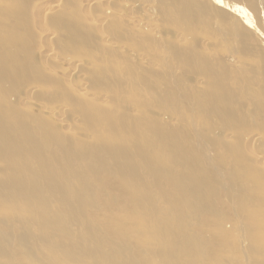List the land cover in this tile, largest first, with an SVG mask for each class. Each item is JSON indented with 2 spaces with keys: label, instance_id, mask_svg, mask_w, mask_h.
Returning a JSON list of instances; mask_svg holds the SVG:
<instances>
[{
  "label": "rangeland",
  "instance_id": "1",
  "mask_svg": "<svg viewBox=\"0 0 264 264\" xmlns=\"http://www.w3.org/2000/svg\"><path fill=\"white\" fill-rule=\"evenodd\" d=\"M16 1L19 2L0 0V74L1 79H5L0 93L3 97L7 92L10 95L8 97L7 93L4 107L16 106L11 112L27 121L32 129L48 127L49 140L56 146L60 145L62 138L69 136L67 143L61 142L65 148L68 144V150L60 153L66 172L63 170L62 173L55 168L54 181H59L60 176L63 180V174L69 176L70 173L77 175L78 179L82 178V183L76 184L78 187L74 185L78 182L69 185L64 182L63 187L75 189L74 192L80 189L83 194H88L92 207L84 205V210L90 208L92 211H88L86 220L95 230L96 227L99 229L101 242L112 243L118 251L123 247V250L128 251L123 258L128 262L159 264L155 261V255H151V250L157 247L154 241L146 242L145 239V244L137 255L133 245L142 238L124 235L130 225L122 214L128 208L130 211L131 203L134 205L133 197H143L146 194V208L157 211L166 227L165 235L177 240L187 256L186 260L177 257L179 264H264V100L256 99L262 103L259 111L252 106L231 102L225 115L204 119L202 110L199 115L196 111L193 113L192 88L185 90V99L181 100L174 87L166 86L171 75V70L166 68L169 64L156 63L150 54L161 47L177 54L180 42L175 4L185 3L188 8L190 5H205L207 0H95L91 3L88 0H20V6ZM260 1L262 0H256V3ZM49 3H59L62 8L55 12L57 14L48 15V7L51 6ZM148 6L152 14L146 11ZM48 16L49 19L46 18ZM65 21L75 24V32L61 28ZM52 23L57 25L54 27ZM204 32L205 30H201L199 33L202 35ZM18 35L22 36L21 40ZM203 37L204 34L201 38ZM111 39L112 42L109 41ZM52 49L58 55L59 51L62 58L57 55L53 59L50 56ZM96 51L102 59L94 54ZM64 59L80 63L77 73L72 72V67L67 68L68 62ZM62 73L64 74L61 75ZM189 84L186 81V86ZM86 87L90 97L82 94ZM230 87L232 93V86ZM7 99L8 102H13L8 104ZM83 104L89 108L84 109ZM101 106H104V110L110 109L104 111L100 109ZM69 107L73 111L75 108V111ZM232 108H236V111L233 112ZM25 110L28 113L33 111V117L27 116ZM105 114L106 116H102ZM37 117L40 121L34 120ZM99 117H103V120ZM106 117L112 119L115 127H119L117 124L121 123L122 128L125 126L124 129L132 128L135 131L131 136L125 137L131 139L129 145H119V148L127 145L131 147L129 155L121 161L118 159L116 162L113 158L106 157L105 153L99 151L101 147L95 148L104 140L109 142L108 139L111 138L121 139L119 135L117 138L105 131L103 133L101 126ZM96 118L97 122H94ZM89 121L93 124L88 125ZM98 128L103 136L97 131ZM105 135L107 136L103 139ZM256 135L262 139L255 140ZM59 136L60 140H57ZM82 139H88L84 141L85 153L81 152L84 148L81 145ZM135 141L141 146H149V150H143L142 158ZM91 142L97 143L92 145ZM0 143V159L5 162V158H10L5 147H10L3 139H0ZM78 144L82 146L81 151L76 149ZM36 147L37 150H43L39 148L44 146L39 142ZM88 147L90 150L86 152ZM71 149H74L73 153ZM78 152L84 155V159ZM154 156L159 159L155 161ZM143 158L154 163L153 171L159 178L156 181L153 180L156 178L155 174L143 175L145 166H140L141 162H145ZM53 159L58 161V155ZM69 162L79 165L69 168L66 166ZM120 162L130 166H110ZM20 171L28 169L22 165L14 166L12 170L0 167V183L9 174L12 179L24 177ZM14 172L16 177H13ZM142 172L144 173L141 174ZM118 173H123V176ZM180 173H183L188 185L179 184ZM133 174H138L139 178L131 180ZM44 175L45 173H41L39 180ZM124 182L130 184L129 188L127 185L124 187ZM16 192L13 191L12 200ZM158 192H161L160 197V193L156 195ZM10 195L9 191H0V197ZM123 196L126 198L123 199ZM78 199H84L83 195L80 194ZM114 205L118 207L117 214L107 213L108 208ZM155 206L157 210L154 209ZM146 208L145 211L150 210ZM23 209L21 207L19 210ZM134 210L131 211L136 214L137 209ZM135 214L134 218L137 217ZM29 215L20 214L16 218L17 222L12 221L11 215H6L0 199V264H47L48 260L49 264H68L66 259L61 260L54 252L36 251L26 245L24 237L19 241L14 239L21 235L17 229L18 220L27 221L23 224H35L33 221H36V215L35 218ZM182 217L193 219L181 227ZM151 222L147 221L148 230L153 228ZM14 224H17L16 228H13ZM141 225L137 223V226ZM71 227L78 232L83 229L80 225L71 224ZM35 231L33 232L38 235ZM137 235L141 233L137 232ZM53 243H59V239L56 238ZM103 249L106 251V248ZM83 264H89V261L84 259Z\"/></svg>",
  "mask_w": 264,
  "mask_h": 264
},
{
  "label": "bare ground",
  "instance_id": "2",
  "mask_svg": "<svg viewBox=\"0 0 264 264\" xmlns=\"http://www.w3.org/2000/svg\"><path fill=\"white\" fill-rule=\"evenodd\" d=\"M93 1L95 0H88V2L90 3ZM17 2L18 1H16V3ZM20 3L22 4V2ZM20 3L18 4V6H20ZM82 6L83 5H81V7ZM94 6L95 5H93V8H95ZM135 6H133V8ZM175 6H176V16L179 26V42H180L179 48L177 49V54L171 53L168 49L164 47L158 48L157 50L152 51L150 53L153 57V60L156 63H161V65L169 64L166 68L171 70V75L166 86H168L169 88L174 87L177 90L181 100L185 99L184 97L185 90L187 88H192L194 92V98L191 101L193 113L196 111L197 115H199L201 112L200 110H202V117L204 119H209V118L211 119L212 116L225 115L228 111L227 106H229L231 102L239 105L242 103V106H247V105L252 106L255 110L259 111L262 103L256 99L264 100V98H261V95H264V0L260 1L259 3H256V0H207L206 4L202 6L190 5L188 8H186L185 3H178L175 4ZM61 8L59 3L49 6L48 15L49 14L51 15V13L57 14L55 12H58ZM146 11L152 14L149 6L148 9H146ZM95 16L98 17L99 15H95ZM106 16L108 17V15ZM46 18L49 19V16ZM109 18H111L110 15ZM141 24L145 25L143 23ZM52 25L53 26L57 25V23L56 24L52 23ZM73 25L75 24H72V22L70 21L69 23L65 21L63 22V26L61 28L64 30L75 32ZM95 25L97 24L95 23ZM56 29H58V27ZM201 30L203 31L205 30V32L203 33L204 34L203 38H201L203 34L200 35L199 33ZM48 34L49 33H47V35ZM18 37H19L18 39L21 40L22 36L18 35ZM109 41L112 42V39ZM111 42L109 44H111ZM50 51H52L51 54L50 53L48 54H50V56L53 57V59H55L56 58L55 56H57L58 54L55 53L53 49ZM173 51L175 50H172V52ZM58 53L62 58L59 51ZM98 53L96 51L94 54H98ZM203 54H205L206 56L203 57L202 56ZM66 56L64 57L66 58ZM71 57L74 58L73 56ZM67 59L64 60L67 61L68 64L66 62L64 64L68 65L67 68L72 67V72L77 73L78 71L77 69L79 68L80 63L79 62L73 63L71 62L72 61L71 59L70 60ZM59 61H62V59L61 60L59 59ZM51 65L52 64H50L49 66L51 67ZM59 72L61 71L59 70ZM63 74L64 73H62L61 75ZM78 74L80 75V72ZM186 81L190 83L188 86H186ZM4 84H5V79L4 78L1 79V74H0V87L1 86L3 87ZM230 85L232 86V93H230L231 92ZM3 89L4 88H2V90ZM7 93L5 94V97ZM83 93H85L86 96L89 95L87 87L82 90V94ZM7 96L8 97L10 96L9 93ZM5 97H3V94L0 93V139H3L4 143L9 145L10 148L5 147V150L9 151L10 158H5L7 159L5 162H3L2 159H0V167L7 170H12L14 169V166L17 167L19 165H22L23 168H27L28 171H20L22 174H24V177L17 176V179H12L10 174L8 175L7 178H3V181L0 183V191H9L11 195L10 197H0L1 205L4 206L6 215L8 216L11 215V217L10 216L9 217L12 218V221L14 222L16 221L17 216L18 215L20 216V214L22 215L26 214V216L27 214L28 215L30 214L29 217L31 218L34 217V215H36L35 216L36 221H33L36 225L35 224L29 225L30 223L23 224L24 222L27 221H22V219L20 221L18 220L19 223L18 227L17 224H14L13 228L17 227V229L21 232V235L15 237L14 239L16 241H19L24 237L23 241L26 243V245L31 246L36 251L42 250L44 252L45 251L54 252V254L59 255V258L61 260L66 259L68 264H76V263L83 264L84 259H86V261H89V264H140V262L136 263L135 261L128 262L124 260L123 257L127 254L128 251L123 250V247H121L120 250L118 251L113 246L112 243L110 242L102 243L99 229H97L96 227L95 230L93 227L89 225V223H87L86 214H88V211H92V209L90 208L88 210H84V205L92 207V203L90 204L91 200L88 194L87 195L83 194L80 189H78L80 190L79 192L78 190L77 192H74L75 189L69 187L68 188L63 187L64 182L67 183L68 185L70 183H75V182L78 183H75L74 185L81 184L83 181L81 177H80L81 179H78L79 177L77 175H74L73 173H70L69 176L68 175L65 176V174H63V178L65 177V179L61 180L62 178L60 176L59 181L57 182L54 181L55 168L60 170L62 173L63 170L65 169L64 167L65 164H63L64 160L60 153L61 152L64 153L65 149L66 151L68 150L67 149L68 144L65 148L64 144H61V142L66 141L67 143L66 139H68L69 136L67 135L66 139L62 138L60 141V145L56 146V144H54L52 140H49L50 135L48 134L49 132L48 127L45 126L44 129L41 127L40 128L34 127L32 129V126L27 121L23 120L21 117H18L17 114L14 115V113L11 112L14 110L16 106L13 107L11 105L13 107L12 108L11 106L7 105L8 109L4 107V102L6 99ZM6 101L8 102V99ZM11 101L9 100L10 103ZM99 101H102V99H100ZM107 102L108 101H106V103ZM29 103H31V101H29ZM85 104H83L82 107H85L84 109L86 108L88 109L89 106L86 107L87 104L86 105ZM100 104L101 103H98V105ZM64 107H66V104ZM102 107L104 106H101L100 109H102ZM72 108L70 109L73 111ZM109 109L107 108L106 110ZM27 111L25 110V113ZM81 111L85 112L84 110ZM232 111L235 112L236 108H232ZM32 112L33 111L30 112L31 115H29L30 113L27 112L28 113L27 116H32L33 115ZM102 116H106V114ZM35 118L34 120H39L38 117H37L38 119ZM93 118H91L90 120H93ZM60 119L61 118H59V120ZM110 119H111L110 117H108V119L107 117L106 119H104L105 121L101 126V128L103 129V133L105 131L106 134L112 137H117V135H119L121 139L117 140L111 138L109 140L107 138L109 142H107V140H104V142L103 141L100 142L99 145L95 146V148L101 147L99 148V151L101 153H105L106 157L113 158V160L117 162L119 161L118 159H120L121 161L123 158L129 155L131 147H127V146L129 145L128 143H131V139L129 138L125 139V137L131 136L132 132L135 133V131L132 128L124 129L126 128L125 126L122 128L121 123L117 124L120 125L119 127H115L112 122V119L111 120ZM10 120L12 121L11 123ZM94 122H97V118L96 121ZM92 124H93L92 122L90 121L88 122V125H92ZM44 125L46 124L44 123ZM63 126H66V124ZM99 128L97 130L98 132H99ZM45 129H47V132L45 131ZM65 129H69V128L65 127ZM99 134L103 136L102 131L99 132ZM100 135L99 137H101ZM106 136L107 135H105L103 139H105ZM71 137L75 138L72 135ZM92 138L95 139L96 137H92ZM258 138L262 139L261 136L257 137L256 135V137H254L255 140H258ZM57 140H60V136L57 137ZM86 140L84 139V141ZM79 141H81V139ZM84 141L82 139L81 145H83V147H84ZM39 142L41 145L44 146L43 148H39V149H43V150H37L36 144ZM96 143L97 142H95V144L92 143V145H96ZM125 143L128 144L126 147L129 148V150L125 146L119 148V145L121 146V144H125ZM135 143L138 145V150L140 151V156H141L140 158H142L143 150L145 151L149 150V146L148 145L141 146L140 143L136 141ZM13 144L15 145L14 147L12 146ZM79 145L80 144H78V147L76 149L79 148V151H81L80 148H82V146L80 145L79 147ZM74 149H71L72 150L71 153H73ZM89 150L90 148L88 147L86 152H88ZM81 152L85 153V147L82 148ZM49 154L50 156H48ZM78 154L80 155V152H78ZM57 155H58V161L53 159V157ZM80 156L82 157V159H84L83 157L84 155L81 154ZM80 156L78 157L80 158ZM261 157H259L260 159L259 158L258 159L261 160L262 159ZM75 159H77V161L81 163V161L78 158ZM144 159L145 158H143L142 160ZM158 159H159L158 156L157 158L154 156L155 161ZM19 160L24 162L20 163ZM261 161H263V159ZM79 163L69 162L66 166L72 168L71 166L74 167L78 166ZM110 166L128 167L130 165L125 162H120L116 164H111ZM140 166L141 167L145 166V174H143L144 172L141 173L144 176H147L146 173H148V175L155 174V172L153 171L154 163L147 162V159H145V162H143V164L141 162ZM74 171H76V169ZM41 173H45V175L40 178L41 183H39L40 180L38 176H40ZM118 175L122 177L123 173H118ZM137 175L138 174H133L131 180H133L134 178H139V176ZM158 175L162 177V175L160 174ZM155 176L156 178L153 176L154 181H156L155 179H159L156 174ZM180 176L181 178H179L178 180L179 184L180 185H184L185 183L187 184L188 181L184 179L183 173H180ZM13 177H16L15 172L13 174ZM72 178L75 179L73 180ZM149 178L151 177L149 176ZM153 180H151L152 181L151 183H153ZM126 182L128 183V181ZM127 183H125L124 187H126ZM129 185H127L128 188ZM89 190L90 189H88V191ZM13 191H17V192L15 193V197H13L12 200ZM143 191H141L140 193H143ZM130 193H133V195L136 196V194L133 191H130ZM138 193L137 196H140ZM159 193L160 195H158ZM80 194L83 195L84 199H78V196ZM125 194L123 193V195ZM153 195L155 196V194ZM156 195L160 197L161 192H158ZM142 196L143 197H137V198L133 197L134 199L133 202H135L136 204L134 203L133 205V203L130 202L132 204L130 205L131 207L130 211H128L129 210L128 208L122 214V216L126 218L127 223L130 225L129 228L125 230L124 235H133L137 238H142L139 239V241H137V243L133 245L134 251H136L138 255V250L145 244V239L146 242L148 240H152L155 242V245L157 247L151 250L152 251L151 255H155V259H156L155 261H158L159 264H179L177 260L178 258L182 260H186L187 256L183 252L181 248V244L177 240L170 239L165 235L166 227L162 222V220L160 219V216L158 215L157 211H153V209L150 207L146 208L147 207L146 198L148 196L146 194ZM124 198L126 197L123 196V199ZM26 202H28V204ZM132 206L136 207V208L134 207L135 210L137 209L136 214L134 213L137 216L136 218H134L133 211H131L134 210V208L132 209ZM21 207H24L22 211L19 210ZM145 208L146 209L150 208L149 210L150 212L145 211ZM156 208L157 207L155 206L154 209ZM9 209L11 210V212ZM108 211L110 212V214L112 213L113 215H116L118 212V207L114 205L112 207H109L106 212L108 213ZM169 212L173 213L171 210H169ZM192 219L193 217H182L181 221L183 222V224L181 225V227L184 225V223H187ZM147 221H152L150 223L153 226L152 230H148L149 223H147ZM137 223H141L142 225L137 226ZM71 224H73L74 226H79V225L82 226L83 227L82 231L78 232L77 230H73ZM145 230H146V235H145ZM33 231L38 233V235H36ZM137 232L141 233V235H137ZM56 238L59 239V243L54 244L53 240H55ZM103 247L106 248V251L103 249ZM156 253L157 254L159 253V255H156ZM28 262L34 263L32 261H28ZM49 263L50 260H48L47 264Z\"/></svg>",
  "mask_w": 264,
  "mask_h": 264
}]
</instances>
